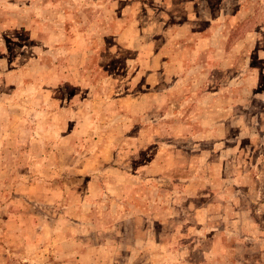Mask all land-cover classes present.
Here are the masks:
<instances>
[{"label":"rangeland","instance_id":"374dc122","mask_svg":"<svg viewBox=\"0 0 264 264\" xmlns=\"http://www.w3.org/2000/svg\"><path fill=\"white\" fill-rule=\"evenodd\" d=\"M264 264V0H0V264Z\"/></svg>","mask_w":264,"mask_h":264},{"label":"trees","instance_id":"16d2710c","mask_svg":"<svg viewBox=\"0 0 264 264\" xmlns=\"http://www.w3.org/2000/svg\"><path fill=\"white\" fill-rule=\"evenodd\" d=\"M20 264H27V263H20Z\"/></svg>","mask_w":264,"mask_h":264}]
</instances>
